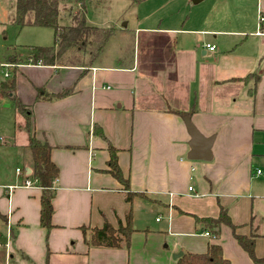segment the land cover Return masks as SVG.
<instances>
[{
  "label": "crops",
  "instance_id": "crops-1",
  "mask_svg": "<svg viewBox=\"0 0 264 264\" xmlns=\"http://www.w3.org/2000/svg\"><path fill=\"white\" fill-rule=\"evenodd\" d=\"M213 1L223 11L227 3L236 22L246 10L253 21L264 16V0ZM211 19L217 25L200 31L190 49H176L174 32L121 26L112 38L123 47L111 55L105 47L91 67L17 65L14 95L29 108L36 138L51 147L58 178L47 230L39 222L40 189H16L10 200L3 189L23 181L16 168L31 170L30 155L25 164L16 160L26 133L6 134L12 142L0 144V162L11 156L16 164H0V264H175V254H201L208 244H218L230 264H254L229 227L215 239L195 224L192 215L216 218L220 208L239 235L258 236L254 253L264 256V175L254 170L264 165V23L263 35L239 41L241 32ZM12 57L5 62L20 59ZM187 116L204 137L214 136L209 162L187 159ZM109 146L136 194L130 202L107 172ZM158 210L166 213L163 224L155 218L152 226ZM129 212V248L86 245L81 227L116 228Z\"/></svg>",
  "mask_w": 264,
  "mask_h": 264
},
{
  "label": "trees",
  "instance_id": "trees-1",
  "mask_svg": "<svg viewBox=\"0 0 264 264\" xmlns=\"http://www.w3.org/2000/svg\"><path fill=\"white\" fill-rule=\"evenodd\" d=\"M70 0H13L10 10L11 22L17 27H43L50 28L53 31V44L50 47H32L27 60L33 64L41 63L43 66H65V67H91L97 58L102 54L109 40L116 33L114 28H99L88 25L86 22V13L84 1L82 8L76 13H68L69 25H62V5ZM79 3L80 0H74ZM73 12V11H72ZM264 28V24L261 27ZM73 51V52H72ZM69 52L71 55H81V63H76L74 57H70L66 64L63 62L62 55ZM18 61V60H16ZM17 63V62H15ZM16 70L12 67L11 78L3 79L0 82V97L11 99L15 106V111L23 120L18 130L27 135V144L31 157L32 177L37 180L40 187V226L45 229L52 228L53 205L52 200L55 195L54 183L58 178V168L50 158L51 147L45 141L38 140L33 132L31 114L24 104L14 95L16 83L12 78ZM238 80V79H233ZM256 81V80H255ZM64 92L63 94H65ZM109 160L107 162V172L114 179L120 182L123 190H126V201L136 196L129 192V182L123 177L118 167L117 151L112 146L108 147ZM138 195V194H137ZM195 224H201L203 229L213 238L217 239L220 235L221 227L226 226L231 229L232 235L238 245L248 254L254 264H264V256L257 258L254 253L255 240L258 237L255 234L250 236L239 235L235 226L228 216L227 212L220 208L218 216L198 218L192 215ZM0 218L4 219L3 216ZM84 236V242L88 247H106V248H129L130 237L134 232L131 213L125 216V223L120 221L114 228L109 223H104L101 228L81 227ZM87 232L89 235H87ZM175 264H230L223 257L222 249L218 244H208L206 251L201 254L183 253Z\"/></svg>",
  "mask_w": 264,
  "mask_h": 264
},
{
  "label": "rangeland",
  "instance_id": "rangeland-1",
  "mask_svg": "<svg viewBox=\"0 0 264 264\" xmlns=\"http://www.w3.org/2000/svg\"><path fill=\"white\" fill-rule=\"evenodd\" d=\"M84 8L86 13V22L88 25L96 26L99 28H114L120 29L122 24L126 23V29L134 31L135 29H140V31H152V30H162L159 32H174L173 35L176 38L178 50V45L183 44L185 49H190V44L194 41V38L202 30H208L212 26L217 25L216 22L211 18H218L219 26H222L225 31L229 32H241L242 36L237 35V40H250L253 38V33L258 30L259 22L257 19L255 21L251 18V12L246 10L240 15V21L236 22L232 19H228L225 12L230 14L231 8L225 2L220 4L223 6L224 11L217 8L214 5L213 0H204L198 5H193L189 0H83ZM13 0H0V82L3 79H10L11 77H4L7 73V64H11V67H17L18 64L28 65V61L25 57L29 56L30 48L32 47H50L53 44V31L50 28L43 27H17L12 24L9 7L12 6ZM83 6V2L80 0L79 3H75L74 0L66 2L65 5L60 7L62 14L61 24L69 23L67 16L68 13H76ZM208 6V7H207ZM210 6L212 8H210ZM73 11V12H72ZM66 16L63 17V14ZM210 16L209 21H200L203 18ZM259 18V16H258ZM199 19V21H198ZM258 23V24H257ZM214 24V25H213ZM179 29L187 30L181 31ZM179 33V34H178ZM156 33H152L155 35ZM157 35V34H156ZM213 36V34H212ZM228 38V37H227ZM231 38V37H229ZM204 41V40H203ZM205 42V41H204ZM204 42H199V47L197 49V58L204 59L201 55L202 50L201 45ZM224 43L222 46L224 47ZM123 45L118 42L117 38H111L106 45L105 54H116L119 48ZM73 52V51H72ZM217 52V51H215ZM8 56H13L12 58L20 57V59H14L12 62L8 61ZM70 57H74V62L81 63L83 58L81 55H76L69 52L62 55L63 62L61 64H66ZM11 58V57H10ZM21 58H25L27 62H22ZM18 60V61H16ZM24 60V59H23ZM17 62V63H15ZM13 64V65H12ZM68 64V63H67ZM223 63H218V67L222 66ZM11 67L9 69H11ZM85 68V67H82ZM17 69V68H16ZM29 111V108L26 106ZM30 112V111H29ZM21 119V117H19ZM18 114L15 111V106L13 102L9 99L0 100V136L2 135L6 142L10 141L13 133L19 136V130L17 127L22 125L21 119L20 125L18 124ZM14 131V132H13ZM23 131V128L21 129ZM6 134H9L8 137ZM10 139V140H9ZM20 157L18 153L17 158H24V164L27 161L30 152L28 148L21 147ZM19 152V151H18ZM30 157V156H29ZM1 160L0 164L5 161L7 167L13 170L15 160L12 157H6ZM31 158V157H30ZM29 158V163L31 159ZM259 161L255 164L254 170H260L264 175V165H260ZM120 183V182H119ZM121 184V183H120ZM122 185V184H121ZM15 191V190H14ZM14 193V192H13ZM5 202V201H3ZM166 213L158 210L152 214L151 225L154 226V219L158 218L163 224V217ZM4 230V226L0 221V231ZM168 253L169 250H166Z\"/></svg>",
  "mask_w": 264,
  "mask_h": 264
},
{
  "label": "water",
  "instance_id": "water-1",
  "mask_svg": "<svg viewBox=\"0 0 264 264\" xmlns=\"http://www.w3.org/2000/svg\"><path fill=\"white\" fill-rule=\"evenodd\" d=\"M193 5H197L204 0H190ZM122 27H126L124 23ZM184 125L189 134L190 141L188 142L189 152L187 154V159L191 161H205L209 162L212 159L211 146L214 140V136L204 137L199 130L191 122L190 117H184ZM26 172L29 173L30 169L25 168ZM182 256L179 252L175 254L174 259H178Z\"/></svg>",
  "mask_w": 264,
  "mask_h": 264
},
{
  "label": "built area",
  "instance_id": "built-area-1",
  "mask_svg": "<svg viewBox=\"0 0 264 264\" xmlns=\"http://www.w3.org/2000/svg\"><path fill=\"white\" fill-rule=\"evenodd\" d=\"M258 22H259L260 26H261V24L264 23V16H262L261 14L259 15ZM260 26L258 27V34L263 35V33H261ZM206 48L209 51H213L214 50V46L206 45ZM27 61H28V63H27L28 66H40L41 65L40 62H38L37 64H33L31 60L28 59ZM10 67H11V64H7V66H6L7 73H5L4 77H10L11 76V72H10V69H9ZM3 143H4V139L0 137V144H3ZM259 173L260 172L257 171V174H259ZM15 174L18 175V176H22L23 177V181L21 182V184L3 186V189H4V191L6 193V196H7V198L9 200H10V197L13 194L14 190H16V189H40V187L38 186L37 180L32 177V170H30V172L27 173L26 170H24L23 168L18 167V168L15 169ZM191 189H192L191 187L188 188L189 191H191ZM205 235L208 236L209 234L207 232H205ZM6 247L8 248V244L6 245ZM5 264H11L9 262V259H7Z\"/></svg>",
  "mask_w": 264,
  "mask_h": 264
}]
</instances>
